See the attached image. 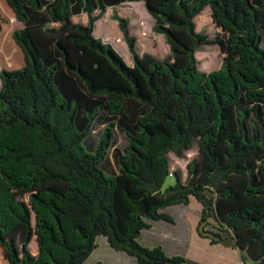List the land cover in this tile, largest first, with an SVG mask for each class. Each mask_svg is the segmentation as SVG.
Returning <instances> with one entry per match:
<instances>
[{"label": "trees", "instance_id": "trees-1", "mask_svg": "<svg viewBox=\"0 0 264 264\" xmlns=\"http://www.w3.org/2000/svg\"><path fill=\"white\" fill-rule=\"evenodd\" d=\"M5 1L24 63L0 69L1 261L90 264L103 235L134 264H183L138 238L193 196L199 236L264 264V0ZM130 1L144 3L167 53H139L113 9ZM108 7L131 64L94 35ZM201 46L222 54L218 69H198ZM195 138L199 157L182 177L168 153Z\"/></svg>", "mask_w": 264, "mask_h": 264}, {"label": "rangeland", "instance_id": "rangeland-1", "mask_svg": "<svg viewBox=\"0 0 264 264\" xmlns=\"http://www.w3.org/2000/svg\"><path fill=\"white\" fill-rule=\"evenodd\" d=\"M114 6L121 16L129 19L133 25V32L136 36V41L139 44V53L148 52L152 48H156L163 53H167L166 45L163 38L158 33L154 32L152 25L154 20L146 10L142 1H130ZM0 12L3 22L0 29V69L19 68L24 63L22 50L14 42L11 32L19 26L11 8L5 0H0ZM209 12V9L204 10L198 15V19ZM111 8H106L103 15L96 21L94 35L99 37L103 42L109 43L124 59L127 64L132 63L127 45L122 38V33L118 28L117 22L111 17ZM102 20L98 25V21ZM98 25V28H96ZM115 31V34H110L109 31ZM198 61L197 67L199 70L209 72L218 69L222 62V54L216 52L209 46H201L196 52ZM102 126L95 127L91 136L86 138L84 146L90 149L92 144L99 138ZM116 146L123 147L125 143L122 132L115 131ZM171 168L180 170L182 177H186V164L199 157L198 140L195 138L192 145L181 151L180 155L173 152L168 153ZM173 177H167L165 184L173 182ZM201 203L193 196L190 197L188 204L169 205L162 211L169 214L173 222L165 220L151 221V227L141 232L138 240L144 246L160 245L167 255H181L184 257L183 264H236L228 262L223 256H231L234 260H238V264H253L245 253L233 246H222L220 244H210L205 237L198 235L196 225L201 215ZM97 246L87 257L86 262L95 264L101 261L102 264H134L135 258L128 255L124 251L115 250L108 244L106 237L99 235L96 237ZM30 248L33 253L37 250L35 239H31ZM3 259L2 248L0 247V264H6Z\"/></svg>", "mask_w": 264, "mask_h": 264}, {"label": "crops", "instance_id": "crops-1", "mask_svg": "<svg viewBox=\"0 0 264 264\" xmlns=\"http://www.w3.org/2000/svg\"><path fill=\"white\" fill-rule=\"evenodd\" d=\"M22 56H23V54H22ZM24 57V56H23ZM221 245V244H220ZM225 247H228V246H225ZM221 252H223L222 254H223V256L225 257V259L228 261V262H231V263H236V264H238L239 263V261L238 260H234L231 256H229V255H225V253H224V251H221Z\"/></svg>", "mask_w": 264, "mask_h": 264}]
</instances>
